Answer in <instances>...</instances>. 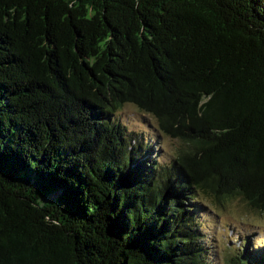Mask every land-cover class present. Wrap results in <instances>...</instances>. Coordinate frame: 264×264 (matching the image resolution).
<instances>
[{
	"label": "trees",
	"instance_id": "trees-1",
	"mask_svg": "<svg viewBox=\"0 0 264 264\" xmlns=\"http://www.w3.org/2000/svg\"><path fill=\"white\" fill-rule=\"evenodd\" d=\"M207 201L264 212V0H0V264H210Z\"/></svg>",
	"mask_w": 264,
	"mask_h": 264
},
{
	"label": "rangeland",
	"instance_id": "rangeland-1",
	"mask_svg": "<svg viewBox=\"0 0 264 264\" xmlns=\"http://www.w3.org/2000/svg\"><path fill=\"white\" fill-rule=\"evenodd\" d=\"M121 124L131 131L144 136L145 141L155 144V152L163 164H169L177 155L182 142L180 140L163 137L155 139V120L140 113L136 108L126 106L119 114ZM207 211L203 213L205 226L204 235L208 237L209 247L212 249L210 264H225L228 256L227 247L238 250L247 247V241L257 249H264V212L253 210L241 201L231 202L224 209L212 205L209 201Z\"/></svg>",
	"mask_w": 264,
	"mask_h": 264
},
{
	"label": "water",
	"instance_id": "water-1",
	"mask_svg": "<svg viewBox=\"0 0 264 264\" xmlns=\"http://www.w3.org/2000/svg\"><path fill=\"white\" fill-rule=\"evenodd\" d=\"M42 201H44V200H42ZM42 201H40V202H42ZM33 202H35V201H33ZM44 204V202L42 203V205ZM36 205V208L38 209V213H40L41 215H43V219H45L46 221H55V220H53L51 217H49V216H45V214H46V211L45 210H43L42 208H41V205H37V204H35ZM51 221V222H52ZM56 222V221H55Z\"/></svg>",
	"mask_w": 264,
	"mask_h": 264
}]
</instances>
